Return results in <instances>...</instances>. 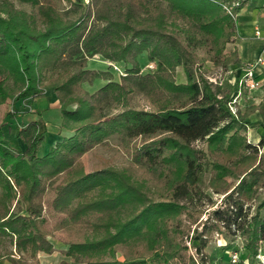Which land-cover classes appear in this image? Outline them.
<instances>
[{"label": "trees", "instance_id": "16d2710c", "mask_svg": "<svg viewBox=\"0 0 264 264\" xmlns=\"http://www.w3.org/2000/svg\"><path fill=\"white\" fill-rule=\"evenodd\" d=\"M18 1L30 11L0 0V104L9 101L16 118L23 101L51 92L64 134L38 156L37 120L16 128L21 149L0 128V260L40 264L37 253H51L50 238L75 232L58 264H145L155 253L164 264H195L183 222L194 224V212L213 205L211 191L228 193L186 236L198 264H207L202 252L214 231L241 239L249 264H263L256 256L264 251V123L249 116L259 110L264 120V107L246 103L232 114V90L209 83L203 69L239 67L225 47L245 0H67L64 12L57 0ZM93 56L122 74L89 69ZM95 79L105 83L85 90ZM258 79L264 88V73ZM137 95L147 108L134 105ZM255 126L253 144L246 132ZM112 137L129 148L132 166L85 171L82 156ZM137 165L148 175L142 181L133 179Z\"/></svg>", "mask_w": 264, "mask_h": 264}, {"label": "rangeland", "instance_id": "374dc122", "mask_svg": "<svg viewBox=\"0 0 264 264\" xmlns=\"http://www.w3.org/2000/svg\"><path fill=\"white\" fill-rule=\"evenodd\" d=\"M11 1L15 5L16 8L22 9L26 12L30 11L29 5H24L20 3L18 0H11ZM71 1L76 2V3H86L87 2V0H71ZM235 1L238 2V0H235ZM249 1L250 0H245L243 3V6H245V3H248ZM257 3L262 6L264 4V0H257ZM57 6L61 11L64 12L70 8V3L67 0H57ZM257 9L260 10L261 8H257ZM261 10H262V12L260 13L261 20L264 21V8H262ZM234 23H235V29H236L235 35L226 44L225 53H229V52L236 53L235 50L231 49L230 44L233 41H235V38H238L237 17L234 18ZM257 26L260 28L261 32L264 33V30L261 29L260 24ZM251 34H253V30L251 31ZM251 36L249 39L253 41L254 39ZM236 57H237V53H236ZM249 61L250 59L246 60L244 64L242 65V67L244 68L245 64ZM140 63H141V67L143 68L146 64V61L143 58H141ZM152 64L154 66V63ZM233 65L234 64H232L227 69L224 67H214L210 63H206L203 66V69L205 71V77L207 78L208 82L221 85V87H225L226 90L230 88L232 90L231 96H233V91H234L233 88L234 89L238 88V80H236V84L232 85L234 83L233 75L235 72ZM87 67L89 69H94V70H106L109 68L113 74L114 79H117L119 75L118 72L114 71L111 67H108L107 63L101 60L99 56H93L91 59H89L87 61ZM119 68H121V66H119ZM240 71L238 70L237 77L240 76L239 75ZM176 80L177 82H180V83L185 81L184 73L180 67L176 69ZM101 81H102L101 79H95L92 84H84V85L87 91L92 92L102 85L100 83ZM47 94H48L47 95L48 102L50 105L49 110L45 111V113H42V115H39V116L37 114H32V115H29L28 113L23 114L24 116H28V118L30 117V119H35V120L40 119L42 122L48 121L47 123H45L47 125L46 126L47 130L44 131L43 133L44 137L37 150L38 156L43 155L47 151V149L51 147L52 145H54L56 140H58L61 137V136L56 135V132L52 131L53 128L52 130L48 128L49 125L58 126L57 124H54V123L56 122V119L59 118L60 112L58 110L57 100H56L55 95L51 92H48ZM133 101H134V105L137 107H140V108L148 107L146 101L140 95L135 96ZM26 103H27V100L23 101L21 103V106L17 107V109L13 107V109L15 108V111H18L17 117L20 116L23 112L28 111V107L26 106ZM10 110H12V108H11V103L9 101L7 103L0 104V128L3 129L4 139L7 140L10 143V145L14 148L21 149L22 147L20 145V142L22 143V141L20 140L19 137L16 136L17 134L16 128H18L17 127L18 125H15V122L17 121H15L16 120L15 118L13 117L11 118L8 115V112ZM26 119L27 117L24 118L23 120H26ZM17 124H20V123L17 122ZM8 126L10 127V130L8 129ZM246 137H247V132H246ZM118 141L119 140L116 137L109 138L108 144L104 146H97L91 151L84 154L82 156V163L84 166V170L91 171V170L101 169L106 166H112L117 169H125L127 167L132 166L131 158H130V151L128 150L129 148H124L118 143ZM132 174H133V179L136 181H139V180L142 181L143 178L145 179L148 176L145 173L144 168L139 167L138 165L134 166V168L132 169ZM12 192H13V198L16 199V193L14 192V190H12ZM207 192L211 196L213 205L205 204L203 208L201 207L203 209L201 213L197 214L196 212H194L193 216L194 218H196V222L194 224H190L187 221L183 222V225H185V232L182 237L183 245L187 247L186 254L190 256L191 258H194L195 253L193 251V248H190V246H188V240L186 236L192 237L193 230L196 228V225H197V230L200 231L201 225L207 219L208 213H210L212 209L216 208V206L220 205V203L222 202V199L228 193L227 192V193H222V194H216L211 191H207ZM0 194H1V189H0ZM262 195H263V191H260L258 195V199L254 200L252 204H250V214L253 212L252 209L257 204L258 200H260ZM206 203L208 202L206 201ZM0 212H3V207L1 203H0ZM78 235L79 233L66 232V233H58L54 237L50 238V241L53 243V249L51 253L49 254L37 253V258H38L39 263L40 264H58L61 260H64L65 257L63 254L67 247L68 240L76 238ZM226 236L228 235H226L224 231L221 234L215 231L211 232V234L208 235L207 246L202 252L203 257H205V259L207 258L209 261V264H211L210 262L213 260H216V256L220 255L224 258L225 261L229 262L227 264H232L229 261L230 249L228 248L231 246V248L236 247L237 249L236 254H237L238 259L235 264H239V263L249 264L251 260L248 257V253L243 249L242 240L236 237H232V236L226 237ZM221 246L224 248V250L220 249ZM6 247H5L6 250H10V249L13 250L11 246H6ZM123 253H124V248L122 246H117L116 247V257L120 259ZM196 259L197 260L195 261V264H198L199 263L197 262L198 258L196 257ZM145 260L146 262H150L151 264H164L162 257L160 256L159 253H155L151 258H147ZM208 261H207V264H208ZM0 264H9V263L6 260H0Z\"/></svg>", "mask_w": 264, "mask_h": 264}, {"label": "crops", "instance_id": "0c3cea01", "mask_svg": "<svg viewBox=\"0 0 264 264\" xmlns=\"http://www.w3.org/2000/svg\"><path fill=\"white\" fill-rule=\"evenodd\" d=\"M257 8H261L262 6L257 3V0H250L248 3H245V6H242V8L238 11L237 13V32H238V38H235V41H233L230 46L232 50H235L237 53V59L239 62V67L234 69V75H233V84H236L237 80V72L238 70L240 73L243 70L242 65L244 62L248 59H252L258 56H261L264 58V44L263 43H255L251 41L249 38L252 35L251 31L254 29L255 26L260 24V27L262 30H264V21L261 20V12L262 10H258ZM252 37V36H251ZM107 65L109 62H106ZM109 66V65H108ZM119 68V67H118ZM120 69V68H119ZM102 85L105 83L104 80L100 82ZM101 85V86H102ZM84 89L85 85H83ZM238 89V88H237ZM237 89L233 88V93H236ZM89 92V91H88ZM47 93L39 98H36L32 102L26 103V106L28 107V111L23 112L20 116L16 117L15 121H17L20 124H17L15 122V125H18L17 127H22L25 124H27L30 120H35V119H30L28 116H24L23 114L28 113L29 115L36 114L37 112L40 113L39 115H42V113H45V111L49 110L50 105L48 102V97ZM254 104L258 105L262 103L264 107V88L259 87L256 90L250 91V92H244V94L239 98L238 105L239 107L243 106L244 104ZM58 106V105H57ZM26 120H23L26 118ZM38 123L40 124V129L41 131L47 130L46 122H42L40 119L37 120ZM249 121L250 122H257L259 124H263L264 120L261 118V114L259 110H256L253 114L249 116ZM54 124L56 125H49L48 128L56 132V135L60 136V134H64L63 131L60 129L59 124H60V116L59 118L56 119V122ZM21 125V126H19ZM260 132L261 129L258 126H255L253 128H248L247 130V139L248 142L250 143H257L260 138ZM66 133V132H65ZM57 141V140H56ZM21 147L23 148V144L20 142ZM17 149V148H16ZM231 251V250H230ZM220 255L216 256V260H213L214 263H219L218 258ZM222 264H227L229 262L225 261L224 258L220 261Z\"/></svg>", "mask_w": 264, "mask_h": 264}, {"label": "built area", "instance_id": "2783aa9c", "mask_svg": "<svg viewBox=\"0 0 264 264\" xmlns=\"http://www.w3.org/2000/svg\"><path fill=\"white\" fill-rule=\"evenodd\" d=\"M238 5L237 3L232 4ZM262 8H264V4L262 5ZM227 13L232 15L231 13V6L225 7ZM233 18L237 17V14L232 15ZM252 38L254 39L253 42L255 43H263L264 44V33L261 32L260 28L258 26H255L253 29ZM109 66L112 67V69L116 72H118L119 75L122 74V71L114 64L109 63ZM154 68L152 63L147 64L146 69L152 70ZM262 73H264V58L261 56L255 57L250 59L249 62L245 64V67L243 68L242 72L239 74L240 76L237 77L238 79V89L236 93H233V96L230 97V101L228 102V108L231 111L232 114L236 113L237 105L239 98L244 94V92H250L253 90L258 89L261 86V82L258 79V76H260ZM188 246L191 247L189 241ZM193 251L195 253V250L193 248ZM194 258L196 259V254H194ZM256 258L264 264V251L262 248H259L258 254ZM237 254L236 251H230L229 253V261L232 264H235L237 262ZM145 264H151L150 262H146Z\"/></svg>", "mask_w": 264, "mask_h": 264}]
</instances>
